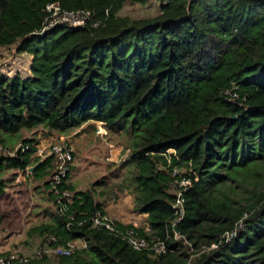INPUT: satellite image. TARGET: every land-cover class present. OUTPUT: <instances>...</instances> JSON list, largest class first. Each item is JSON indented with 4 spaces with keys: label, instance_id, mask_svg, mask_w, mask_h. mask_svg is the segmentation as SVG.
I'll list each match as a JSON object with an SVG mask.
<instances>
[{
    "label": "trees",
    "instance_id": "1",
    "mask_svg": "<svg viewBox=\"0 0 264 264\" xmlns=\"http://www.w3.org/2000/svg\"><path fill=\"white\" fill-rule=\"evenodd\" d=\"M50 3L89 10L101 26L39 34ZM138 5L153 10L125 12ZM14 44L30 63L24 76L0 64V147L23 129L64 134L90 123L126 137L120 185L133 196L132 213L147 216L149 232L138 229L146 238L171 233L173 168L190 164L199 179L176 227L193 252L172 238L165 254L152 255L95 229L73 236L55 207L58 223L29 234L63 243L82 237L87 246L28 264H264V0H0V48ZM229 88L242 106L221 96ZM167 150L174 151L169 164ZM34 151L0 153V177L13 175L0 178V200L15 175L40 160ZM51 159L28 175L45 174ZM49 178L44 187L55 206ZM67 181L59 189L71 192L78 218L105 214L92 191ZM233 230L235 238L220 241Z\"/></svg>",
    "mask_w": 264,
    "mask_h": 264
},
{
    "label": "rangeland",
    "instance_id": "2",
    "mask_svg": "<svg viewBox=\"0 0 264 264\" xmlns=\"http://www.w3.org/2000/svg\"><path fill=\"white\" fill-rule=\"evenodd\" d=\"M152 10H145V7L138 5L125 9V12L138 17ZM14 50L15 44L1 47L0 64L4 63L2 69L10 75L19 73L24 76L28 72L30 57L27 54H17ZM107 132L102 123L86 124L76 131L64 134L41 128L23 129L5 142V148L12 150L27 140L35 150L31 156L35 159L36 150L47 149L50 144L62 142L70 149L72 157L70 165L68 164V185L74 190L92 191L95 199L104 204L105 210L108 204L116 205L123 194H128L120 185L127 172L120 167L122 161L128 160V142L120 134ZM53 164L52 158L46 173L39 178L33 179L24 172H18L15 181L6 188V195L0 200V247H6L7 251L18 246L24 252L35 251L43 239L36 234H29L30 230L41 226L52 227L58 223L55 206L47 196L49 189L44 187L50 172L54 170ZM18 175L21 177L20 181L16 180ZM0 178L12 180V171L5 172Z\"/></svg>",
    "mask_w": 264,
    "mask_h": 264
},
{
    "label": "built area",
    "instance_id": "3",
    "mask_svg": "<svg viewBox=\"0 0 264 264\" xmlns=\"http://www.w3.org/2000/svg\"><path fill=\"white\" fill-rule=\"evenodd\" d=\"M44 19L39 30V34H43L57 25H67L69 27H77L90 25L94 28L101 26L99 21L93 20V13L89 10H64L57 4H47L44 9ZM221 96L230 103L242 106L243 99L237 93L235 88H229L221 91ZM100 129V128H99ZM98 129V130H99ZM33 146L29 143H20L12 150L0 147V153L3 152L9 157H15L18 153L24 154L30 151ZM37 158L45 160L49 157L53 158V167L48 185L55 194V207L57 213L64 219V226L67 231L74 236L76 229L86 227V229H95L105 232L107 235L119 239L127 244L134 251H145L152 255L165 254L167 251L166 243L169 239L182 241L184 246L193 252L191 244L177 230V226L181 223L184 217V195L198 182L196 173L188 167H174L172 173V182L170 191L174 195L172 203V216L170 219V234H166L164 239L156 235L140 237L138 229L140 226L132 222L124 227H120L119 223L101 212H95L78 218L77 212L71 210V192L67 189H59V186L66 180L69 172V162L71 161V151L62 142L50 144L47 149L36 150ZM174 151L167 150V163L170 162V154ZM39 160V161H40ZM28 175L29 172L25 171ZM21 177L18 175L17 181ZM241 227V224H238ZM124 228V229H122ZM145 232H149L148 227L144 228ZM236 231H230L222 236L220 241L226 242L235 238ZM87 246L82 237L72 238L66 242L61 240L54 234H49L41 244L31 253H26L18 246L15 249L9 250L7 253L0 255V264H28L32 261H37L43 258H59L68 257L71 254L85 249ZM217 244L211 245L209 248L202 247L201 252L214 249Z\"/></svg>",
    "mask_w": 264,
    "mask_h": 264
},
{
    "label": "crops",
    "instance_id": "4",
    "mask_svg": "<svg viewBox=\"0 0 264 264\" xmlns=\"http://www.w3.org/2000/svg\"><path fill=\"white\" fill-rule=\"evenodd\" d=\"M114 201V198L112 199ZM118 203L115 205L108 204L105 207V214L117 221L119 224L122 225H128L132 222L137 223L140 227H147L146 218L147 216L145 214H134L132 213L133 208V197H131L129 194L125 193L123 194V198L121 200H117ZM120 202V203H119ZM4 250H7L6 247L1 246L0 252H3ZM32 252V251H31Z\"/></svg>",
    "mask_w": 264,
    "mask_h": 264
},
{
    "label": "water",
    "instance_id": "5",
    "mask_svg": "<svg viewBox=\"0 0 264 264\" xmlns=\"http://www.w3.org/2000/svg\"><path fill=\"white\" fill-rule=\"evenodd\" d=\"M82 26H77V27H71L72 29H78V28H81ZM43 161L44 160H40V161H38L35 165H33V166H31V167H29L28 169H27V171L29 172V173H31V172H33L40 164H42L43 163Z\"/></svg>",
    "mask_w": 264,
    "mask_h": 264
}]
</instances>
